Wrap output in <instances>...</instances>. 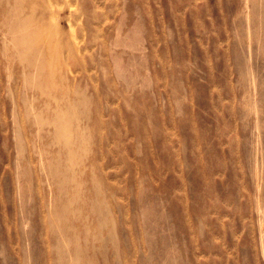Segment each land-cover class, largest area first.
<instances>
[{
  "label": "rangeland",
  "instance_id": "rangeland-1",
  "mask_svg": "<svg viewBox=\"0 0 264 264\" xmlns=\"http://www.w3.org/2000/svg\"><path fill=\"white\" fill-rule=\"evenodd\" d=\"M0 264H264V0H0Z\"/></svg>",
  "mask_w": 264,
  "mask_h": 264
}]
</instances>
